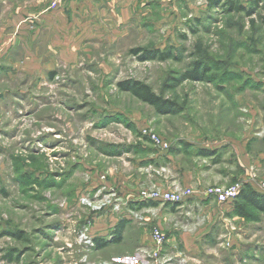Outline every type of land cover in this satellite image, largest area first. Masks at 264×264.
Wrapping results in <instances>:
<instances>
[{"label": "rangeland", "instance_id": "obj_1", "mask_svg": "<svg viewBox=\"0 0 264 264\" xmlns=\"http://www.w3.org/2000/svg\"><path fill=\"white\" fill-rule=\"evenodd\" d=\"M51 1L0 62V264H264L263 215L205 196L264 194V0Z\"/></svg>", "mask_w": 264, "mask_h": 264}, {"label": "crops", "instance_id": "obj_2", "mask_svg": "<svg viewBox=\"0 0 264 264\" xmlns=\"http://www.w3.org/2000/svg\"><path fill=\"white\" fill-rule=\"evenodd\" d=\"M117 1L119 3L120 0L95 1L100 9L97 13L109 14ZM47 2L48 0H0V62L5 50L11 52L18 47L25 51L50 50L49 36L45 35L44 29L41 34L39 31L40 27L47 29L50 26L51 18L45 14ZM96 6L91 4L89 9L93 12ZM122 12L126 10L122 9ZM32 24L39 28L32 27Z\"/></svg>", "mask_w": 264, "mask_h": 264}, {"label": "trees", "instance_id": "obj_3", "mask_svg": "<svg viewBox=\"0 0 264 264\" xmlns=\"http://www.w3.org/2000/svg\"><path fill=\"white\" fill-rule=\"evenodd\" d=\"M208 1L210 5H215L216 3L222 0H208ZM225 4L228 5L230 8L232 7L235 10L233 2L227 1ZM237 9L239 11L241 10L240 7ZM197 77L198 76L195 73L187 74L186 79H196ZM201 77L203 76L201 75ZM119 87L123 89L124 91H128L129 93H131L134 97H136L140 101L153 106L158 111H167L166 109L168 107L164 103H162L159 99L152 96L149 93L148 88L146 86H143L139 83L129 84L128 82H125V83L119 84ZM234 201L238 202L234 206V209H235V212L241 218L245 219L250 216V214L247 212L248 209L259 212L264 217V194L258 193L256 190L251 188L249 185H244L241 188V190L239 191ZM119 228L121 229L122 225H120ZM119 241H120V234L118 233V236L115 242L119 243ZM97 244H101V243L98 242Z\"/></svg>", "mask_w": 264, "mask_h": 264}, {"label": "built area", "instance_id": "obj_4", "mask_svg": "<svg viewBox=\"0 0 264 264\" xmlns=\"http://www.w3.org/2000/svg\"><path fill=\"white\" fill-rule=\"evenodd\" d=\"M65 0H52L50 2L49 8L54 9L59 7V5ZM264 192V185L259 188ZM240 191V185L235 184L228 187L215 186L208 188L205 191V196L212 198L218 203H232ZM191 196V190L184 189L174 192L158 191L157 193L145 194L142 201L148 200L151 202H158L161 204H180L185 198ZM152 240L156 245H160L163 241L162 235L159 230H154L152 233Z\"/></svg>", "mask_w": 264, "mask_h": 264}]
</instances>
